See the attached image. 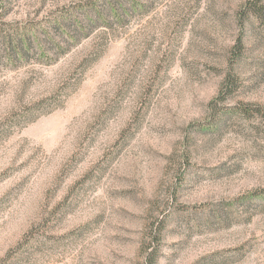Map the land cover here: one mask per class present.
<instances>
[{
  "label": "rangeland",
  "instance_id": "rangeland-1",
  "mask_svg": "<svg viewBox=\"0 0 264 264\" xmlns=\"http://www.w3.org/2000/svg\"><path fill=\"white\" fill-rule=\"evenodd\" d=\"M91 1L0 0V264H143L156 234V264H264V196L238 201L264 189V117L234 111L264 109V18L137 0L63 31Z\"/></svg>",
  "mask_w": 264,
  "mask_h": 264
},
{
  "label": "trees",
  "instance_id": "trees-1",
  "mask_svg": "<svg viewBox=\"0 0 264 264\" xmlns=\"http://www.w3.org/2000/svg\"><path fill=\"white\" fill-rule=\"evenodd\" d=\"M99 1H101L99 3ZM133 3L134 0H95V2L93 3V1L88 2L87 3V11L85 12L86 14V18H90V20L84 25H81L80 22H78L76 19L73 20L71 18V16H64L61 17L60 22L58 23L59 26L61 28H63V31H65L66 33H68L67 31L70 29H74L75 31H77L79 35V33L82 32V30H85L86 27L88 26H96L97 24L101 23V21L106 22L107 19L111 18L112 16H118V19L123 18V16L125 14H127L128 12H132L134 11V9H138L137 7H141L144 4H137V0L134 3L133 6L129 7L130 3ZM262 0H248L245 3V10H243L241 12V19H248L250 16H254V17H263L264 18V6L261 5ZM99 3V4H98ZM64 35H62L61 39L64 40L65 37H63ZM75 37V36H73ZM24 38L22 37H17L16 41H13V39L7 37L5 38L4 44L7 47V50L9 51L8 56H10L12 58V56L15 58L17 55H24L25 54V47H23V43H24ZM66 40V39H65ZM15 42V43H12ZM242 45V40H240V42L238 43L237 50V56L238 54H240L243 50V46ZM240 56V55H239ZM228 84L229 87L227 88V91H225V93L228 92V90H231L232 87H235L236 84V80L235 78L232 76L228 79ZM213 114H212V118L210 120V123H208L207 127L202 126L199 127V129L204 130L203 128H211L214 129L216 131H220L224 119H225V114L224 111L222 109L214 108L213 110ZM239 113H243L244 115H246L247 118H255L258 116L255 115H262L264 117V109L263 108H259L256 106H252L249 104H242V106H239L236 110H234ZM264 196V189L262 191H256V192H251L249 194H246L245 197H241L240 199H238V201H249V202H253L256 199H261V197ZM164 227V225L162 223L159 222V226L157 227V233L160 232V230H162V228ZM157 236L153 237V240L150 242V244H148L145 248V250L147 251V255L144 258V262L143 264H156L157 261V245L159 244L160 236H158V234H156Z\"/></svg>",
  "mask_w": 264,
  "mask_h": 264
}]
</instances>
